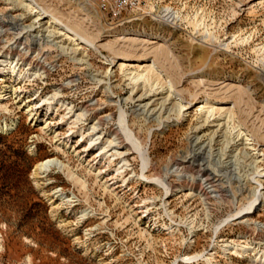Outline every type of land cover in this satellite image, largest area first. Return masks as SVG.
Wrapping results in <instances>:
<instances>
[{
    "label": "rangeland",
    "instance_id": "374dc122",
    "mask_svg": "<svg viewBox=\"0 0 264 264\" xmlns=\"http://www.w3.org/2000/svg\"><path fill=\"white\" fill-rule=\"evenodd\" d=\"M36 2L93 44L72 42L78 48L77 57L84 61L73 60V55L33 38L37 24L32 30L23 28L32 21L28 11L0 0V21L6 29L0 31V52L9 53L13 63L18 62L16 70L20 68L26 76L13 75L1 85L7 97L0 99V104L10 111L0 108V124L13 125L6 132L0 130V264H248L249 256L259 250L261 254L264 200L252 206L249 202L250 190L257 186L255 180L264 187V177L245 163L241 170H248L247 178L228 181V176L219 172L212 174V183L206 185L197 177L198 166L181 169L177 163L191 157L192 127L201 121L196 107L190 105L196 97L197 104L207 99L216 110L234 108L229 127H237L232 135L240 128L243 138L249 135L253 139L245 148L257 157L259 170L264 169V65L256 51L264 45V2L143 0L128 15V19L136 18L114 24L87 0ZM166 5L178 8L183 15L195 11L203 15L218 40H202L201 33L183 21L162 23L157 10ZM250 7L254 15L249 14ZM20 13H24L22 17ZM135 34L140 38L148 35L146 38L158 43L145 41L131 51V44L123 38ZM249 34L247 44L232 42L230 49L221 46L233 41V35L238 40ZM156 48L160 50L158 60L152 52ZM113 56L115 62L122 56L142 57L140 66L154 61L158 82L163 87L173 84L166 106L179 99L189 108L179 120L176 111H171L169 119L164 115L163 124L153 118L144 121L135 112L141 85L135 87L124 76L137 62L127 61L121 70L112 64ZM39 67L47 73L42 69L35 72ZM94 76L102 77L101 81ZM11 85L22 86L18 103L12 99ZM54 94L52 106L36 107L37 113L30 119L23 105L28 104L26 100ZM80 111L86 115L77 120ZM121 111L137 149L148 158L146 169L138 150L124 137L119 144L110 134L122 127ZM44 120L50 127L41 128ZM80 132L87 138L99 136L97 145L83 150L87 143H79ZM216 140L213 147L217 150L221 143L220 138ZM98 146H105L107 153L96 156ZM48 158L61 161V169L54 165L46 171L36 168ZM97 169L102 172L99 176L95 175ZM156 177L167 181L169 190L156 183ZM183 178L187 183L179 186ZM123 183L126 186L115 187ZM237 211L251 213L236 218ZM166 226L172 227L170 233ZM237 244L253 251L249 249L240 257L234 253Z\"/></svg>",
    "mask_w": 264,
    "mask_h": 264
},
{
    "label": "bare ground",
    "instance_id": "6f19581e",
    "mask_svg": "<svg viewBox=\"0 0 264 264\" xmlns=\"http://www.w3.org/2000/svg\"><path fill=\"white\" fill-rule=\"evenodd\" d=\"M4 1H6L7 3H10L14 7H21V9H23V11H26V12L28 11L31 14V17H29L30 19H32V21H30L31 23L24 26L23 28L28 27V28H30V30H32V29H34L35 26L38 25L39 29L36 31V34L33 35V38H37L39 41L42 40L43 44L45 46L54 47V48L59 49L60 51H62L64 53L73 55L72 56L73 60L75 59V60H79V61H84V59L82 57H77L78 48L74 47L75 44H72V42H76L77 40H79L80 43H84L85 45H92L93 43L90 42L87 38L83 37L82 34L80 35V32L73 30L70 26L65 24L51 10L45 9L38 2H36V0H4ZM263 2H264V0H258V3H263ZM150 9L151 10L153 9L152 5H150ZM157 12L159 13L158 15H159L162 23L172 22V24L173 23L177 24L178 21H183L184 23L186 22L192 28V30L194 32H197L199 34L201 33V35H202L201 39L202 40H206L207 38L211 39L212 41L218 40V36L215 34L214 31L211 30L212 28H209L208 25L205 24L204 16L201 15L200 13H198L197 11H195L192 15H183L178 8H173V7H170L169 5H166V6L159 7ZM248 12L250 15H254V13H255V11L252 7H250ZM23 14L24 13H20L19 16L22 17ZM134 18H136V17H134ZM131 19H133V18H131ZM131 19H127V21H129ZM9 20H10V18H9ZM2 21H0V31H6V29H3L5 26L2 23ZM18 28H19V26H18ZM146 37H148V35L141 36V38H140V36H136V34H135L133 36H128L126 38H123V41L129 42V44H131V47H132L131 51H135L136 50L135 46L140 45V44H144L145 41L146 42L150 41L149 44H152V45L158 43L156 40L151 41ZM236 37H238V36L233 35L232 36L233 41H228L227 43H221V46L223 45L224 48L230 49L232 42H235L236 45L247 44V43H249V40L251 38V34H249L245 37H239L238 40H236ZM57 38H60V39L57 41L56 40ZM77 44L78 43H76V45ZM256 51H257V54H259V56H261L260 60H261L262 64L264 65V45H260L259 47H257ZM152 52L154 53V59L158 60L160 58V50H158L156 48V50L154 49ZM9 55H10L9 53L3 54L0 52V99L7 97V94L4 92V90L2 91L1 85L4 86L5 81L8 79V77H11L13 75H16L18 77L25 76V74L21 72L20 68H18L16 70V65H18V62L13 63V60H11L12 57ZM144 57H146V56H144ZM121 59L122 60H118L115 62V56H113L111 58L112 64L113 65L117 64L118 68H120L121 70H124V68L126 67L127 61H136L137 62L136 68H134L132 70H130L131 67L129 69L126 68L125 69L126 71L127 70H130V71L128 73L124 74V76H126L127 79L131 83H133V85L135 87L141 85V93L138 95V98H137L138 103H137V106H135V112H137L138 115L144 119V121L153 118L154 121L158 122V125L165 123L163 120V117L165 114H166L165 115L166 120L170 118L169 113L171 111H174V112L176 111L177 120H179L180 117L184 114V111L187 110L189 107H187V105H184L179 99L174 101V102L170 101L169 102L170 106L169 107L166 106L167 101L170 100L169 97H171V91H173V89H172L173 84L167 82L168 84L165 87H163V84H160L158 82L159 73L156 72L154 61H153V63H150L148 65L143 63L144 65L140 66L139 65L140 62L144 60V58H142V57L130 58L129 56H122ZM40 69H42V67H39V70H36L35 72L40 71ZM42 70H44V73L47 71L44 69V67ZM104 73L106 75L108 73V70ZM97 76H99V75H97ZM101 78L102 77L98 78L97 80L101 81ZM108 82H106V83H108ZM105 87H106V85H105ZM135 87H133V88H135ZM21 88H22V86H20V85H11L10 92L13 96L12 99H14V102L17 101V103H18L19 101H21V99H19L20 95L18 93V92H21ZM107 88H109L108 85H107ZM139 89H140V87H139ZM163 90H165V92H163ZM133 91H134V89H133ZM159 94H166V95H164L158 99V98H156V95H159ZM17 97H19V98L17 99ZM55 97H56V94H54L50 98H45V97L42 98L40 95H38L35 98L27 99L26 101L28 102V104H26V103L23 104L24 106H26V111H25L26 114L29 116L30 119H33L35 117V114L37 113L36 107H42L43 104H46L47 108H49V106H52L51 100L55 99ZM153 98H155V99H153ZM35 99H38V100L34 103H30L31 101H35ZM38 101H41L40 105H38L39 104ZM198 101H199V98L194 97V99L190 103L191 106L196 107V110L199 112V115L201 118L200 119L201 121L199 123H197L194 127H192L194 130V134L190 138L191 139L190 143L192 146L191 157L189 159H187L186 161L182 160L180 163H177V165L178 164L182 165V166H180V167H182L181 169L198 166L199 174L197 175V177L199 178L200 183L202 182L203 184H206V185H208V184L210 185L212 183V181H210V180H212L210 178L211 175L212 174L218 175L219 172H223V174L228 176V178H229L228 181H231L233 178L238 180V181L243 179V178L244 179L247 178L249 176L247 173L248 170H247V172L241 170V169H243L242 165H245V163H246V165H248L250 167L252 166L253 168H255L256 172H258L257 176L264 177V169L259 170L260 166L257 164V161H258L257 157H255V156L253 157L252 155H250L249 152L247 151V149L245 148V145L251 144L249 142H251V140H253V139L252 138L249 139V135L247 136V134H244L247 137L243 138L242 132L240 131V128H238L235 131V133L232 135V131L237 127L235 125H231L229 127V122L233 119V117L235 115L234 108L230 107V108L224 109L221 107V108H218V110H216L217 108H215L213 105L208 104L209 102H207V99L202 104H197ZM122 102L120 104H122ZM156 105L159 106V110L154 113V111L156 109ZM0 108H2L6 112L10 111V109L6 105L3 106L0 104ZM85 110H87V109H85ZM83 111H80L77 114V116H76L77 120H82L81 117L86 115V113H82ZM216 112H218V117H215ZM156 113H157V115L154 116ZM61 118H64L63 114L61 115ZM119 118H120V124L122 126L121 129H113V130H111L110 134L114 135V139L115 138L118 139L117 142L119 144L122 143V138L124 137V139L127 140L128 143L132 145V147H134L136 150H138V152L142 158V161H143V169H146V167L148 166V158L141 151L142 149H137L136 138H134L132 132L127 127V124H126L127 120L124 117V111H121V116ZM98 121H99V123L102 121L100 117L98 118ZM12 125H13V123H11L9 125L5 124L3 126L0 124V130L6 132L12 128ZM205 126H206V128H204ZM48 127H50V122L47 120H44L41 128L44 129V128H48ZM92 129H94V128H92ZM120 130H122V131H120ZM69 131H72V129L70 128ZM199 133H201V134H199ZM54 137H58L57 134ZM205 137H206V141L204 140ZM98 138H99V136L96 139H94L92 137L87 138L83 132H80L79 143L86 141L87 145L83 146V148H84L83 150H89V149H92L93 147H95L97 145L96 140ZM217 138H220L219 142L221 143V145H220L221 147L216 150L213 147V142L217 141L216 140ZM246 140H248V143L245 142ZM238 141H241V142L238 143ZM111 143L112 142L110 141L109 144H111ZM227 149H229V150H227ZM95 152H96V156L105 155V153H107V151L105 152V146H98L97 150ZM119 154H121V153H119ZM111 162H112V160H108V163H111ZM52 165H54V167L57 166V168L61 169V167L63 166V163L61 161H59L57 158H48L44 161H40L37 164L36 168H38L42 171H46V169ZM122 167H123V165L121 167H118L116 169V173H118V171ZM244 168H245V166H244ZM252 171L254 172V170H252ZM101 173H102L101 169H97L95 175L99 176ZM120 175H122V174H120ZM68 176L71 177L75 181V183H79L81 188H84V183L82 181H80L79 178H77V177L74 178V174L72 172H69ZM255 176H251V178L253 177L252 179H254ZM122 177H124V176H122ZM130 177H131V175H130ZM142 177H144V176L142 175ZM191 177H192L193 181L196 180L195 176H191ZM153 180L158 184H163L169 190L168 183H167V181H164L163 178L156 177ZM208 181L210 183H207ZM104 182H107V180H105ZM181 182L182 183L179 186L186 185V183H187L185 178H183V180ZM255 183H257V186L252 187V189L250 190V198H252V201L249 203H251V206L254 202L256 203L257 200H260V202L262 200H264V191H263L264 187L262 186L261 181L259 179L255 180ZM203 184L202 185L200 184V186H201L200 188H203L202 187ZM122 185L126 186V184L123 183L120 185L116 184L115 187L117 188L118 186H122ZM106 187H107V185H105L103 187V190H106ZM210 189H212V188H210ZM205 198H206V196H205ZM146 211H147V209H145V212ZM240 212L241 211H237L235 213L236 218H240V217H243V215L251 213V211H247L243 214H240ZM244 220H246V219H244ZM166 229H167L168 233H170L172 231V227L166 226ZM236 246L239 248H235L236 250H234V253L240 257H243L244 255H246L247 254L246 251H248L249 249H250V251H253L252 247L241 246L240 244H237ZM259 248H260V246H259ZM259 252H260V250L257 253H255L253 256H249L250 261L248 264H264V251L261 254H259Z\"/></svg>",
    "mask_w": 264,
    "mask_h": 264
},
{
    "label": "built area",
    "instance_id": "2783aa9c",
    "mask_svg": "<svg viewBox=\"0 0 264 264\" xmlns=\"http://www.w3.org/2000/svg\"><path fill=\"white\" fill-rule=\"evenodd\" d=\"M99 8L102 16L109 23H122L127 21L128 15L135 11L143 0H87ZM135 17V16H133ZM131 17V18H133ZM129 18V19H131Z\"/></svg>",
    "mask_w": 264,
    "mask_h": 264
}]
</instances>
